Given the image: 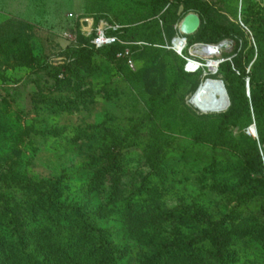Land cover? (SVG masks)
I'll list each match as a JSON object with an SVG mask.
<instances>
[{
    "label": "rangeland",
    "instance_id": "obj_1",
    "mask_svg": "<svg viewBox=\"0 0 264 264\" xmlns=\"http://www.w3.org/2000/svg\"><path fill=\"white\" fill-rule=\"evenodd\" d=\"M201 1L207 7V17L230 28V36L220 42L228 52L238 44L246 54V71L256 59L257 49L251 36L237 31L234 25L239 23V17L248 19L262 43V57L255 64L264 78V0ZM185 14L179 0H167L158 10L149 0H0V108L10 110L22 126L17 139L0 138V175L10 171L13 176L25 175L37 181L71 171L85 156L67 144L69 148L56 157L58 143L43 132L56 130L64 142L78 132L98 133L102 146L96 152L104 151V147L120 155L125 159L126 170L106 178L104 193L87 191L91 174L69 178L55 197L58 202L72 204L87 198L102 205L101 215L106 223L122 221L151 233L161 231L190 240L197 249L231 247L237 254L229 264H264V218L257 212L264 203V190L247 192L262 184V175L236 171L211 176L204 171L206 161L192 164L177 160V154L192 145L196 135H200L201 143L192 145L194 152L215 154L220 162L249 153L250 144L245 136L253 137L252 124L249 128L247 120H242L228 125L219 140L222 148L213 152L207 144L214 140L210 135L220 113L205 114L190 106L189 84L176 79V75L180 68L191 72L187 67L190 61L199 67L211 60L219 64L222 50L211 56L196 50V44H208V33L200 31L192 34L200 40L189 45L179 32ZM113 20L128 30L125 61L110 59L104 51H92L86 38L79 40V35L87 36L99 22ZM205 24L200 19L199 27ZM156 28L162 31V43L156 41ZM165 28L174 32L170 41ZM182 38L186 46L178 49L176 43ZM77 49L81 50L80 60L74 59ZM247 83L246 78L249 98ZM172 85L175 92L168 98ZM159 90L164 92L165 99L154 106L158 117L150 136L147 121L142 118L148 110L149 97ZM50 97L71 103V112L49 108ZM80 144L81 140L76 142ZM158 159L159 166L171 173L165 182L154 174ZM143 182L152 188L154 199L137 211L129 210L123 218L120 210L125 207V198L137 192ZM113 189L117 196L110 200L107 194ZM12 193L0 190V205L5 203L1 199L12 206L16 199L24 198ZM248 215L258 216L259 223L249 221L241 226L240 221ZM254 239L261 243L255 244ZM122 246L131 253L125 264L152 261V249L140 246L130 235Z\"/></svg>",
    "mask_w": 264,
    "mask_h": 264
},
{
    "label": "trees",
    "instance_id": "obj_2",
    "mask_svg": "<svg viewBox=\"0 0 264 264\" xmlns=\"http://www.w3.org/2000/svg\"><path fill=\"white\" fill-rule=\"evenodd\" d=\"M156 10L167 0H149ZM183 5V13L191 10L196 12L206 24L197 31L202 34L208 33L206 43L221 44L225 38L231 34L228 26L218 25L213 19L206 16V5L201 0H179ZM185 14V15H186ZM163 18V17H162ZM97 20V19H96ZM262 20V19H260ZM119 24L121 29L115 34L122 41H127L125 25ZM240 22L245 26L244 28ZM237 31L246 32L251 36L254 47L257 49V57L250 64V70L246 71L244 57L246 54L235 43L231 51H224L221 46L220 58L215 77L219 78L225 89L229 101V107L225 112L217 115V126L210 137H214L212 143H207L214 152L222 148L219 140L225 135L226 128L230 124H235L242 120H247L246 126L255 124L257 138L249 135L245 140L250 144V152H244L243 156L235 155L234 158L226 157L224 162L212 156L199 155L194 152V145L201 143L200 135H196L191 144L182 149L177 154V160L199 164L200 161L207 162L204 171L211 176L227 175L236 171H252L262 175L261 185L257 184L249 188V194L264 190V78L256 70L255 61L262 57V43L260 37L255 34L254 29L248 25V19L243 17L239 23L234 25ZM168 40L173 37V31H167ZM196 33V32H195ZM156 41L162 40V31L156 28ZM187 43H197L199 38L192 35L183 36ZM86 38L90 49L96 52H106L110 59L115 61H125V57H116V53L123 52L128 46L126 44L115 43L101 48H94L90 43L91 36L79 35V40ZM150 41H154L149 38ZM151 50H158L150 48ZM81 50H75L74 59L80 60ZM252 52V48L250 49ZM67 66V65H66ZM203 67V68H202ZM206 64L191 72H185L180 68L177 71L176 79L186 80L189 90L192 93L197 87ZM248 79L249 94L246 95L245 79ZM155 95L149 97L148 110L145 113L150 136H153L155 122L157 120L156 109L154 108L158 100H164V92L156 91ZM175 92V85H172L168 98ZM47 106L56 112H71L73 105L67 101L48 98ZM12 113L7 108H0V138L17 139V131L22 130L21 124L14 120ZM143 120V121H144ZM56 140L59 145L55 156L63 155L68 149H76L85 156V160L71 169L62 171L58 176L49 179L31 180L25 175L16 176L7 172L0 175V190L8 189L12 191V196L24 195L22 200H15L14 204L8 205L5 202L0 205V264H125L131 258V253L122 244L130 235L140 246L152 249V261L149 264H229L236 256V249L227 246H217L214 249L195 248L190 240H182L171 237L163 232L151 233L141 230L138 227L125 225L122 221H111L106 223L101 215L103 207L100 204L92 203L87 199L84 202L72 204H61L55 198L66 187L69 178L80 175L91 174L87 183V191L96 190L104 193V184L109 175H119L126 170L125 159L120 155L104 149L97 153L96 150L102 146V139L98 133L78 132L72 138L64 142L62 134L56 130L43 132ZM155 137V135H154ZM8 140V139H7ZM58 140V141H57ZM81 140L80 145L76 142ZM61 148V149H60ZM63 148V149H62ZM241 150V147L239 148ZM1 152V150H0ZM58 155V156H57ZM162 155H160V158ZM165 160V159H164ZM166 161V160H165ZM161 159L155 160V165L159 166ZM154 174L160 182H165L170 178V171L158 167ZM116 189L109 192L107 196L114 200L117 196ZM0 198H2L0 196ZM152 188L143 182L137 192L125 198L124 208L121 209L123 218L129 214V210L137 211L143 204L152 200ZM260 218H264V203H261L257 210ZM258 216H247L240 223L246 226L247 223H259ZM255 244L261 241L253 240ZM259 243H257V242Z\"/></svg>",
    "mask_w": 264,
    "mask_h": 264
},
{
    "label": "bare ground",
    "instance_id": "obj_3",
    "mask_svg": "<svg viewBox=\"0 0 264 264\" xmlns=\"http://www.w3.org/2000/svg\"><path fill=\"white\" fill-rule=\"evenodd\" d=\"M176 39L179 38L177 37ZM176 39L173 41V46H175L174 42ZM181 41L183 40L180 39V41H177L176 43L178 49H182L186 46ZM183 42L185 43V41ZM220 47L221 46L218 44H196L194 48L196 50L204 51L207 55L211 56L216 54ZM187 67L190 71H194L199 67V64L190 61ZM215 67V60H211L206 64V70L203 72L197 87L187 99L188 104L201 113H221L225 112L227 107H229L226 92L218 82L219 78L212 77V75L214 76L216 74Z\"/></svg>",
    "mask_w": 264,
    "mask_h": 264
},
{
    "label": "built area",
    "instance_id": "obj_4",
    "mask_svg": "<svg viewBox=\"0 0 264 264\" xmlns=\"http://www.w3.org/2000/svg\"><path fill=\"white\" fill-rule=\"evenodd\" d=\"M120 29L121 26L115 22H99L94 30L87 32L86 35H92L90 43L94 48H101L115 43L125 44V41H122L119 36L115 34ZM127 54L128 50L125 49L123 52L116 53V57H123Z\"/></svg>",
    "mask_w": 264,
    "mask_h": 264
},
{
    "label": "water",
    "instance_id": "obj_5",
    "mask_svg": "<svg viewBox=\"0 0 264 264\" xmlns=\"http://www.w3.org/2000/svg\"><path fill=\"white\" fill-rule=\"evenodd\" d=\"M181 11L182 10L180 8L179 11H178V14H180ZM240 24L243 26V24L241 22H240ZM199 25H200L199 16L196 13L189 12L183 17V19H182V21H181V23L179 25V32L181 34H183V35H192L193 33H195L197 31ZM243 27L246 28L245 26H243ZM174 39H176V38H174ZM182 40L185 41L184 38H182ZM223 45H224L223 43L220 44V46H223ZM217 64L218 63L216 62L215 71L217 70ZM218 82L221 84L222 89L225 90L224 87H223L222 81L219 79ZM247 93L249 95V85H248V83H247ZM227 100H228V97H227ZM228 103H229V101H228ZM251 130H252L251 135L253 137L257 138V133H256V128H255V124L254 123L252 124Z\"/></svg>",
    "mask_w": 264,
    "mask_h": 264
}]
</instances>
